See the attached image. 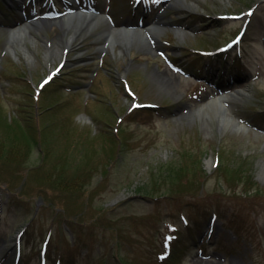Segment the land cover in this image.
I'll return each instance as SVG.
<instances>
[{
  "label": "rangeland",
  "instance_id": "374dc122",
  "mask_svg": "<svg viewBox=\"0 0 264 264\" xmlns=\"http://www.w3.org/2000/svg\"><path fill=\"white\" fill-rule=\"evenodd\" d=\"M26 1L0 0V155L13 164H5L0 177V264H12L17 234L36 214L19 239L17 264H38L47 229V264L61 254L67 264H264V0H181L162 15L153 47H102L100 22L65 53L50 55L58 20L30 27L28 53L6 46L11 25L32 18L34 10L44 16L52 3ZM53 1L66 10L62 0ZM84 2L114 23L141 17L131 0ZM160 2L147 0L143 21L154 19ZM242 24L240 53L235 45L217 55L196 51L225 44ZM62 60L48 83L58 81L44 84L35 99V88ZM229 76L241 80L236 88L242 92L231 109L250 124L239 132L219 131L214 118L197 110ZM134 102L156 107L127 112ZM5 120L19 141L6 140ZM62 169L69 180L59 186L54 181ZM145 185L150 193L139 189ZM192 191L196 196L186 195ZM180 194L187 222L171 196ZM45 200L84 233L59 222ZM88 226L97 228L94 234ZM112 228L123 231L117 242ZM169 244L177 256L162 260Z\"/></svg>",
  "mask_w": 264,
  "mask_h": 264
},
{
  "label": "bare ground",
  "instance_id": "6f19581e",
  "mask_svg": "<svg viewBox=\"0 0 264 264\" xmlns=\"http://www.w3.org/2000/svg\"><path fill=\"white\" fill-rule=\"evenodd\" d=\"M177 2H181V0H177ZM44 11V18H46L49 14ZM68 12V10H67ZM73 13L67 15L63 19H59L57 22V26L60 29V33L58 34V41L56 43H51L50 47H48L47 55L53 53H65L72 46V42L75 37L80 34L82 31H88V29L95 27L98 23L103 22L104 26L98 32V36L105 40V44L111 46L113 43H120L122 46H129L132 42H137L140 47H153L152 44L157 43L155 40V34L159 31V24L157 20L151 22L150 25H144L140 27V25H134L126 20L118 21L115 24L107 23L105 24L104 18L105 15L95 13V11H90L87 13H82V16L72 15ZM81 15V14H80ZM107 18V17H106ZM32 24L24 23L19 26H12L9 28V38L7 41V48L13 51V44L15 43L17 46L21 47V49L28 53L27 47L24 44V40L26 36L33 38L30 35L29 29ZM36 28V26H33ZM146 34V31H150L153 34ZM153 40V41H152ZM236 94L239 91H235ZM231 92H221L220 95L217 96V101H212V103L207 106H201L199 109H203L205 113L208 115V120L214 118L217 129L219 131L225 130H245L246 125L241 122L235 121V115L231 110V105L226 102L230 98ZM226 99V100H224ZM0 248V253H1Z\"/></svg>",
  "mask_w": 264,
  "mask_h": 264
},
{
  "label": "trees",
  "instance_id": "16d2710c",
  "mask_svg": "<svg viewBox=\"0 0 264 264\" xmlns=\"http://www.w3.org/2000/svg\"><path fill=\"white\" fill-rule=\"evenodd\" d=\"M49 85H52L51 87H53L55 84L54 83H52V84H49ZM15 120V119H14ZM14 124L16 125H18V122H17V120H15L14 121ZM15 125H12V121H7V120H5V129H4V132L5 133H3L5 136H6V140H14V141H16L17 142V140L19 141V136H18V131H16V130H14V127H15ZM21 128V127H20ZM7 129V130H6ZM25 130L27 131V132H29L31 135H32V137H33V132L31 131L32 129H30L29 127H25ZM0 140H1V133H0ZM30 140L28 139L27 141H26V144L28 145V146H30ZM10 160V158H9V156L8 155H6V157H4V156H1L0 155V177H3V166L5 165V164H7V165H9V166H11V165H13V164H8V163H10L9 162V160ZM25 162V161H24ZM24 162H23V164H24ZM12 163H14V162H12ZM219 166V165H218ZM26 168H27V170H29L30 168L28 167V166H25ZM220 167V169H221V171L222 172H224V170L226 169L227 170V168H225V166L224 167H221V166H219ZM168 168V167H167ZM64 169V168H63ZM61 170L60 171V173H59V176L55 179V181H54V184H57V185H59V186H62V184L61 183H65V181H67V180H69L68 178H67V180H66V176L68 175V174H66V172L64 171V170ZM2 171V172H1ZM11 171V170H10ZM26 171V170H25ZM163 178V177H162ZM139 189H141L144 193H150V191L148 190L149 188H147V186L145 185L144 187H139ZM192 190V189H191ZM11 191H13V194L15 193V191L14 190H11ZM10 194V193H9ZM217 194H219V193H217ZM216 194V195H217ZM185 194H180V195H177V196H179V197H177V196H175V195H171V196H173V198L172 197H170V198H172V199H174V200H176L177 199V203L178 204H181V205H179V206H183L184 204L183 203H185V202H183V197L182 196H184ZM186 195H192V196H196V191L194 192V191H192V192H190V194H186ZM10 196H11V194H10ZM22 195H20L19 193H18V195L16 196V198H19V197H21ZM12 197V196H11ZM158 197H160V196H158ZM220 198H222V194H220L219 196H217L216 197V199H220ZM24 201V200H23ZM49 202H52V201H50V200H45V205L46 206H48V207H50V208H52V204L51 203H49ZM28 203L27 202H24V206H25V214L28 212V209L30 210V207H29V205H27ZM53 210H54V212H53V214L54 215H57V216H59L57 219H58V221L59 222H61V221H65L66 223H68L72 228H74V230H83V225H79V228H77L76 227V225H74L73 224V220H71V219H68V218H65V216H63L64 214L62 213L63 212V210L62 209H60V208H52ZM103 210V213H105L107 210L105 209H102ZM37 216H38V214H36L35 215V219L33 218L32 219V221H31V223H36V219H37ZM132 218H134V217H132ZM97 221V220H96ZM90 223H92V224H94L95 223V221H94V219L92 220V221H90ZM89 227V233L90 234H94L95 233V229H97L96 227H94V226H88ZM63 228V226L61 227V229ZM82 233H84V231H82ZM112 236H113V238L115 239V241L117 242L119 239H121L122 237H123V231H122V229L121 228H112ZM177 253V252H176ZM175 253V251L173 250V251H171V256H170V261L171 260H174L175 258H176V256H177V254Z\"/></svg>",
  "mask_w": 264,
  "mask_h": 264
},
{
  "label": "snow or ice",
  "instance_id": "6c2138e0",
  "mask_svg": "<svg viewBox=\"0 0 264 264\" xmlns=\"http://www.w3.org/2000/svg\"><path fill=\"white\" fill-rule=\"evenodd\" d=\"M43 87V85H41Z\"/></svg>",
  "mask_w": 264,
  "mask_h": 264
}]
</instances>
